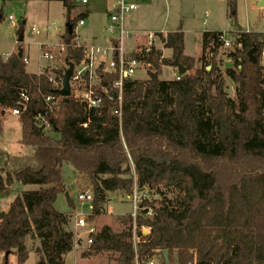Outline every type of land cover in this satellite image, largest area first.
<instances>
[{"label":"trees","instance_id":"1","mask_svg":"<svg viewBox=\"0 0 264 264\" xmlns=\"http://www.w3.org/2000/svg\"><path fill=\"white\" fill-rule=\"evenodd\" d=\"M60 1L69 17L78 9L74 0ZM227 5L234 21L237 0ZM87 16L86 11L71 18L72 32L66 28L62 37L65 62L70 58L75 66L84 56L75 30ZM156 36L173 59L155 47L134 52L131 58L149 65V79L125 80L121 101L114 87L119 75L99 68V85L93 89L103 103L94 109L76 98L74 87L68 103L56 93L62 88V70L55 79L48 72L29 74L25 56L0 55V107L20 109V143L33 149L25 157L0 150V198L9 196L15 184L34 187L18 195L0 219L3 264H9L10 255L26 263L28 237L40 241L37 264H64L74 249L71 218L55 208L58 195L67 191L66 164L93 184L90 223L103 214L109 193L131 196L137 186L139 193L150 190L162 197L141 201L136 247L135 221L128 214L118 217L120 232L106 226L91 236L85 258L147 264L158 257L165 264L162 252L168 250L171 264H264V33L235 31V49L227 53L233 67L224 72L217 57L225 33L204 32L197 61L184 55L182 29ZM253 49L256 62L249 55ZM176 59L189 73L161 79L163 68L177 70ZM197 63L202 66L195 68ZM227 80L238 85L237 100L229 97ZM22 90L31 97L25 108L20 106ZM49 96L56 99L53 108L46 103ZM5 118L2 112L0 135ZM162 189H175L177 195L168 198ZM149 209L151 217L146 216ZM142 227L150 233L143 235Z\"/></svg>","mask_w":264,"mask_h":264},{"label":"rangeland","instance_id":"2","mask_svg":"<svg viewBox=\"0 0 264 264\" xmlns=\"http://www.w3.org/2000/svg\"><path fill=\"white\" fill-rule=\"evenodd\" d=\"M117 1L88 0L86 7L78 6V9L69 17L67 9L60 0H0V55L5 58L12 53H18V39L20 35H23L24 41L21 46L24 50V56L29 60V64L26 66L28 71L31 73L42 72L41 74L48 72L53 79L58 78L59 74H56V71L62 70L64 73L65 68H68L65 63V52L62 51L59 54V50L64 46L62 37L66 32V25L69 20L87 11L85 26L77 30V45L88 46L95 43L99 47L108 48L110 43L106 27L109 23L110 13ZM124 2L127 5L135 4L137 6L136 11L125 16V29L132 35L124 42L127 58H131L132 54L129 53L135 50L138 40L147 47L149 46L148 36L154 35L155 48L163 52L164 58L173 59L171 50L164 49L160 38L155 34L172 33L182 29L185 54L195 57L194 59L197 61L202 55L203 33L223 32L225 39L231 44L230 47L223 46L217 57L218 66L224 72L233 67V62L227 58V53L235 49L232 35L238 30V26H241L244 32H264V9L257 7V0H237V17L234 21L228 18L227 0H124ZM10 16L14 18V26L9 21ZM130 18H133L132 24ZM52 24H56L60 32H57L55 36L52 33L42 32L43 28ZM21 27L23 28L22 34L20 33ZM33 29L39 30L40 33L33 34ZM50 50L54 53V59L45 60L43 54ZM262 63L264 64V60ZM201 66L197 63L195 68ZM175 71L177 70L174 68H163L161 79L173 80ZM148 72L149 66L143 65L136 73L137 79L148 80ZM191 73H194V70ZM93 81L94 84H99L98 72ZM237 86V84L227 80V93L234 100H237ZM72 87H74L76 96L79 95L77 89L81 91L86 88L84 82L74 86L72 84ZM48 134L53 136L51 133ZM22 136L23 127L19 118L8 114L0 135V150L10 157L31 156L33 149L21 145ZM63 177L67 191L58 195L55 208L71 218L69 230L75 234L74 249L66 255L64 264H115L103 256L84 257L90 246L88 229L93 226L98 233L108 226L115 232H120L121 226L118 223V217L133 215L132 195L135 194V191L138 192L137 186H135L131 196L124 192L109 193L103 214L93 223H90L88 216L92 214L93 202L81 203L78 201V195L88 190L94 195L93 184L87 177L79 175L70 164L64 165ZM32 189L30 186L21 184L13 185L10 189V195L0 198V214L7 212L5 207L18 195ZM162 192L168 198H174L177 195L175 189H162ZM143 194H146L147 197H142V200L147 199L149 202H158L162 198L155 191L148 190ZM138 195H140L139 192ZM69 200L72 201L73 206L69 204ZM80 216L86 217L90 224L89 228L76 227V220ZM133 241L136 245L139 242L135 241L134 238ZM25 244L29 253L25 264H37L39 261L37 250L40 248V241L28 237ZM3 257L4 255L0 256V264H3ZM153 260L155 264H161L160 258L157 257ZM9 264H18L16 255H10Z\"/></svg>","mask_w":264,"mask_h":264},{"label":"built area","instance_id":"3","mask_svg":"<svg viewBox=\"0 0 264 264\" xmlns=\"http://www.w3.org/2000/svg\"><path fill=\"white\" fill-rule=\"evenodd\" d=\"M75 3L78 6L86 7L88 4V0H74ZM137 10V6L135 4L127 5L125 4L124 0H118L116 5L113 8V11L110 13L109 16V23L106 27V31L108 33V41L110 43V47L108 48H102L97 46L96 44H90L88 46L86 45H77L78 47H83L84 49V56L80 63L75 66L74 76H73V86L76 84L85 83L84 90H78L79 95L76 96V98L83 104L87 106L88 109H94L99 108L103 103V96L98 95L94 91V87L98 86L94 84V78L97 74V71L99 68H103L104 72H110V73H117L119 75V80L114 83L115 89H118L120 93L118 94L119 100L122 99V87L125 80H132L137 79L136 73L138 70L143 66L146 65L145 63L133 59V58H127L126 52L124 50V42L127 38H130V33L125 29V16L133 11ZM10 23L14 26V18L12 16L9 17ZM85 19H82L79 21L77 27H76V33L77 30L80 27L85 26ZM43 33H52L55 35L57 32H60V29L56 27V24L48 25L47 27L42 29ZM40 31L37 29H33V34H39ZM154 35H149V46L146 47V51L149 52L154 46ZM224 46L230 47L231 44L229 41H227L224 38ZM64 51V48L62 47L61 52ZM9 57V56H8ZM43 58L45 60H53L54 59V53L50 51H46L43 54ZM261 59L264 60V50L262 51ZM24 62L26 65L29 64V60L27 58L24 59ZM149 66V65H147ZM178 72H174V78H178ZM99 79V78H98ZM52 81V79H51ZM88 83V85H87ZM103 92L105 94H109V91L104 88ZM20 96V102L21 107L25 108V105L30 102V92L27 90H22L19 94ZM46 103L51 107H55L57 105L56 99L52 96H49L46 98ZM4 112L5 117L8 116V114H11L12 116L19 117L20 115V109L16 108L13 110H6L2 109L0 107V115ZM87 127V125H85ZM135 191V194L133 196V203H134V212H133V218H134V240L139 241V238L137 236V226H136V219L139 213V205L142 201V197H147L146 194L139 193ZM78 201L79 202H93L94 201V195L91 193V191H86L83 194L78 195ZM147 217L153 216V210L149 209L147 214ZM76 227L85 229L89 228L90 224L88 223L86 217L80 216L76 220ZM143 235H148L150 233L149 228L142 227L141 228ZM96 228L91 227L88 229V242L89 244L92 243L91 236L95 235ZM136 247V244H134ZM147 264H155L154 260H151ZM189 264H195L189 263Z\"/></svg>","mask_w":264,"mask_h":264},{"label":"water","instance_id":"4","mask_svg":"<svg viewBox=\"0 0 264 264\" xmlns=\"http://www.w3.org/2000/svg\"><path fill=\"white\" fill-rule=\"evenodd\" d=\"M258 6L260 8H264V0H261V2L259 3ZM66 28L70 32H72V29H71L69 24L66 25ZM242 30H243L242 27L238 26V31L242 32ZM53 36H55V33L53 34ZM23 41H24V37H23V35H20L19 39H18V44L20 46L18 48V53H17L19 58H23V56H24V50L22 49V46H21ZM255 52H256V49H253L252 51L249 52V55L251 56V59L253 62H256V58L254 56ZM65 63L68 66V68H65V70H64V75H63V79H62V88L57 90L56 93L64 100L65 103H68L71 96H72V79L74 76L75 65H74L72 59H70V58H67ZM175 66H176V69H177L179 76H184V75L188 74V72H189L188 68H186L185 66L180 64L178 62V59L175 60ZM210 69H211V67H208V70H210ZM117 97H118V94L115 93V98H117ZM4 216H5V213L2 212L0 214V219H3ZM7 256H9V253H7ZM162 256H163L165 264H171L168 250H164L162 252Z\"/></svg>","mask_w":264,"mask_h":264},{"label":"crops","instance_id":"5","mask_svg":"<svg viewBox=\"0 0 264 264\" xmlns=\"http://www.w3.org/2000/svg\"><path fill=\"white\" fill-rule=\"evenodd\" d=\"M261 2V0H257V7L259 8V9H264V8H260L258 5H259V3ZM136 11V10H135ZM134 12V11H133ZM130 20V23L132 24V22H133V18H130L129 19ZM243 31V30H242ZM133 33H135V31H132ZM244 32V31H243ZM250 32H254V31H250ZM260 33H264V32H260ZM157 34V33H156ZM155 34V35H156ZM164 34H167V33H164ZM137 35V34H136ZM132 35H131V33H130V37H131ZM148 38H149V36H148ZM162 43V42H161ZM93 44H95V43H93ZM143 45H145V44H142L141 42H140V40H138L137 42H136V48H135V50L132 52V53H129V54H133L134 52H136L137 50H139V49H141V48H146L145 46H143ZM163 45V44H162ZM172 52V51H171ZM13 54V53H12ZM11 55V54H10ZM10 55H8V56H10ZM184 55L185 56H187V57H190V56H188V55H186L185 54V50H184ZM2 56V55H1ZM8 56L7 57H5V59H7L8 58ZM207 56H209V55H207ZM3 57V56H2ZM26 58V57H25ZM191 58H195V57H191ZM27 72L29 73V74H34V75H40L42 72H39V73H31V72H29L28 71V68H27ZM33 187H30V189H32ZM33 190V189H32ZM10 205V204H9ZM9 205L8 206H6L5 207V211H8V209H9Z\"/></svg>","mask_w":264,"mask_h":264}]
</instances>
